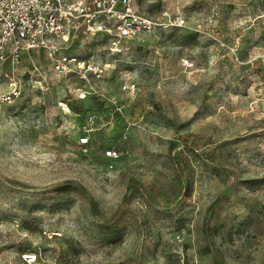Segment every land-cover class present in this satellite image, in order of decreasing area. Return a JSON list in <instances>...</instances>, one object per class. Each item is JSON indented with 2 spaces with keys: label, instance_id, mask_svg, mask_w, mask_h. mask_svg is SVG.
<instances>
[{
  "label": "rangeland",
  "instance_id": "1",
  "mask_svg": "<svg viewBox=\"0 0 264 264\" xmlns=\"http://www.w3.org/2000/svg\"><path fill=\"white\" fill-rule=\"evenodd\" d=\"M136 8L153 28L121 52L101 34L59 50L84 81L21 59L0 104V264H264V0Z\"/></svg>",
  "mask_w": 264,
  "mask_h": 264
},
{
  "label": "built area",
  "instance_id": "2",
  "mask_svg": "<svg viewBox=\"0 0 264 264\" xmlns=\"http://www.w3.org/2000/svg\"><path fill=\"white\" fill-rule=\"evenodd\" d=\"M136 5L137 0H0V74L9 81V88L0 93V104L12 103L19 96L14 75L23 56L34 50L45 52L59 72L72 71L84 81V61L60 55L59 50L74 39L101 34L109 39V51L121 52L127 41L139 39L153 28V21L138 12ZM87 69L94 67L89 64ZM93 74L101 75L94 70ZM134 86L126 82L122 89ZM79 98H84V93ZM96 120L90 112L79 124L80 146L92 143ZM102 155L113 160L119 153L107 147ZM40 261L38 251L25 250L8 264Z\"/></svg>",
  "mask_w": 264,
  "mask_h": 264
}]
</instances>
